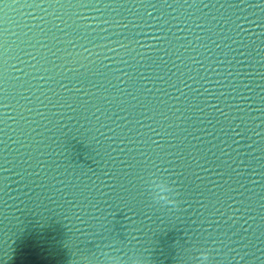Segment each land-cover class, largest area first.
Returning a JSON list of instances; mask_svg holds the SVG:
<instances>
[{
	"label": "water",
	"instance_id": "water-1",
	"mask_svg": "<svg viewBox=\"0 0 264 264\" xmlns=\"http://www.w3.org/2000/svg\"><path fill=\"white\" fill-rule=\"evenodd\" d=\"M7 2L0 264H264L262 0Z\"/></svg>",
	"mask_w": 264,
	"mask_h": 264
},
{
	"label": "snow or ice",
	"instance_id": "snow-or-ice-1",
	"mask_svg": "<svg viewBox=\"0 0 264 264\" xmlns=\"http://www.w3.org/2000/svg\"><path fill=\"white\" fill-rule=\"evenodd\" d=\"M18 2H19V0H12V3H18ZM93 3H94V0H80L81 6H87L88 4H93ZM112 3L118 7L129 6L127 3V0H112ZM163 3L167 4V0H163ZM177 3H179V0H177ZM184 3L187 4L188 7H193L196 5V0H193L192 4H188L187 0H184ZM0 5H2V8H0V11H3L4 9H7L8 7L11 6V4L9 2H7V0H0ZM31 6H32L31 4H24L23 5V7H31ZM69 6H71V5H69ZM104 6L108 7L109 5L105 4ZM138 6L139 7H152V8L157 7L156 4L151 3V0H138ZM168 6H171V5H168ZM204 6L207 7V5H204ZM225 6H227V7H238L239 5H236V4H227V5L221 4L220 5V7H225ZM248 7H261L262 10H264V0H262L261 4H248ZM149 15H151V14H149ZM157 134L160 135V133H157ZM153 143H155V141H153ZM157 147L159 149H161V151H163V149H164L163 145L157 144ZM168 155H170V153H168Z\"/></svg>",
	"mask_w": 264,
	"mask_h": 264
},
{
	"label": "clouds",
	"instance_id": "clouds-1",
	"mask_svg": "<svg viewBox=\"0 0 264 264\" xmlns=\"http://www.w3.org/2000/svg\"><path fill=\"white\" fill-rule=\"evenodd\" d=\"M158 187V185H157ZM209 252L208 251H202L201 254V264H208L209 261Z\"/></svg>",
	"mask_w": 264,
	"mask_h": 264
}]
</instances>
